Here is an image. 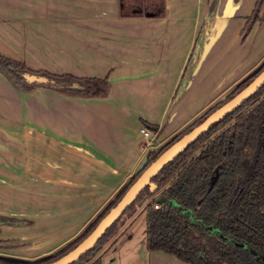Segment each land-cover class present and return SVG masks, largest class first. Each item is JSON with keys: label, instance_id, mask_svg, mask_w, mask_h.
Returning <instances> with one entry per match:
<instances>
[{"label": "crops", "instance_id": "crops-1", "mask_svg": "<svg viewBox=\"0 0 264 264\" xmlns=\"http://www.w3.org/2000/svg\"><path fill=\"white\" fill-rule=\"evenodd\" d=\"M211 1L163 0V14L149 17L123 15L121 0H0V54L34 70L107 78L105 95L84 97L22 90L0 72V215L18 220L0 224L1 256L37 258L74 237L154 149L140 125L160 145L261 60L264 0L243 41L255 0H216L209 10ZM142 206L122 216L101 264H188L145 248Z\"/></svg>", "mask_w": 264, "mask_h": 264}, {"label": "trees", "instance_id": "trees-1", "mask_svg": "<svg viewBox=\"0 0 264 264\" xmlns=\"http://www.w3.org/2000/svg\"><path fill=\"white\" fill-rule=\"evenodd\" d=\"M215 1H211L209 10L214 8ZM262 1L255 0L246 17L241 41L259 20ZM120 7L123 15L155 17L164 12L163 0H133L131 5H127V0H121ZM206 34L203 25L195 37L175 95L182 91ZM263 67L264 56L222 94L223 100L241 89ZM0 71L22 90L47 85L84 97L106 93V77H77L34 70L2 54ZM25 75L44 77L45 80H28ZM222 101H214L202 114L156 148L148 150L146 164ZM138 175L139 172H134L79 233L54 251L37 258H15L14 261H6L0 255V262L45 264L62 256L90 233ZM149 183L152 190L145 185L95 244L70 264H101L98 252L102 246L114 241L122 216L132 213L137 203L145 199L142 210L144 242L148 251L160 250L188 264H264V83L237 107L211 123L172 160L164 163ZM15 222L18 220L0 215V224Z\"/></svg>", "mask_w": 264, "mask_h": 264}, {"label": "water", "instance_id": "water-1", "mask_svg": "<svg viewBox=\"0 0 264 264\" xmlns=\"http://www.w3.org/2000/svg\"><path fill=\"white\" fill-rule=\"evenodd\" d=\"M28 80H45L44 77L35 75H25ZM264 83V67L259 70L256 75L248 81L241 89L235 92L231 97L226 100L224 95H221L215 102L222 101L216 108L210 111L204 116L197 124L192 126L187 132L183 133L180 137L169 144L148 164H146V155L141 159L135 172H139L137 178L127 188L117 203L111 207L108 212L98 221L95 227L86 235L79 243H77L72 249L67 251L62 256L55 260H52L45 264H70L77 260L83 253L90 249L95 242L101 237L105 230L112 225V223L122 214L126 207L134 201L140 190L148 184L149 190H152L153 186L149 183L150 178L158 172L160 167L169 160H172L174 156L180 153L190 142H192L199 134L204 132L207 127L221 119L226 113L233 110L251 94H253L257 88ZM202 111L200 114H202ZM199 114V115H200ZM6 261H14L15 258L5 257ZM0 264H5L1 263Z\"/></svg>", "mask_w": 264, "mask_h": 264}, {"label": "rangeland", "instance_id": "rangeland-1", "mask_svg": "<svg viewBox=\"0 0 264 264\" xmlns=\"http://www.w3.org/2000/svg\"><path fill=\"white\" fill-rule=\"evenodd\" d=\"M126 1V0H125ZM132 2H133V0H127V5H131L132 4ZM129 7V6H128ZM259 20H261V16H259ZM262 59V58H261ZM1 72V71H0ZM217 99H215L214 101H216ZM213 101V102H214ZM163 141V140H162ZM158 142H156V141H152L151 142V145H154V148H156L157 146H158V144H157ZM146 199L145 200H142V201H140V202H138L137 203V205H136V207L135 208H137L140 204L141 205H143L144 206V204L146 203ZM143 206H142V208H143ZM141 219H143V215H140V217L139 218H137V223H136V229L139 227V225L143 222V221H141ZM139 224V225H138ZM108 244V243H107ZM107 244H105L104 246H106ZM104 246H102V248L101 249H103V247ZM100 249V250H101Z\"/></svg>", "mask_w": 264, "mask_h": 264}, {"label": "built area", "instance_id": "built-area-1", "mask_svg": "<svg viewBox=\"0 0 264 264\" xmlns=\"http://www.w3.org/2000/svg\"><path fill=\"white\" fill-rule=\"evenodd\" d=\"M139 131H140V135L145 139L146 144H149L150 142L153 141L152 140V132L150 131V129H148L147 127H145L143 125H140ZM147 142H149V143H147ZM153 206L157 207L156 204H154Z\"/></svg>", "mask_w": 264, "mask_h": 264}]
</instances>
